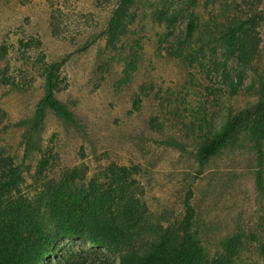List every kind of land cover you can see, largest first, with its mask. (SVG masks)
<instances>
[{"label":"rangeland","instance_id":"374dc122","mask_svg":"<svg viewBox=\"0 0 264 264\" xmlns=\"http://www.w3.org/2000/svg\"><path fill=\"white\" fill-rule=\"evenodd\" d=\"M113 3L0 0V75L13 85L0 86V156L21 164V189L30 194L58 178L87 182L113 167H129L150 220L162 227L179 219L183 192L190 189L194 228L207 255L214 256L226 238L240 235L242 263L264 264L257 257L264 243V161L263 187L258 188L256 165L247 154L226 150L200 168L193 145L182 136L195 113L205 111L219 124L223 98L208 95L203 78L189 77L184 65L168 55L185 20L159 27L149 7L170 9L176 0H136L125 35L111 46L102 32ZM261 44L256 67L264 70V27ZM42 61L59 65L56 97L74 122L45 113L38 143L46 164L37 172L35 160L21 162L20 136L44 96ZM226 64L233 69L234 57ZM251 78L247 71L244 84ZM72 243L81 245L75 239L60 245Z\"/></svg>","mask_w":264,"mask_h":264},{"label":"trees","instance_id":"16d2710c","mask_svg":"<svg viewBox=\"0 0 264 264\" xmlns=\"http://www.w3.org/2000/svg\"><path fill=\"white\" fill-rule=\"evenodd\" d=\"M113 1L102 32L111 46L125 35L126 18L136 0ZM172 4L159 11L149 7L159 27L185 20V29L168 55L184 65L189 77L201 76L208 95L223 98L219 124H213L205 111V115L195 113L182 136L193 145L200 168L226 150L247 154L256 165L255 184L262 188L264 70L256 64L261 58L264 0H176ZM55 12L50 11L53 30ZM230 57L236 61L233 69L226 64ZM42 63L44 96L20 136L21 162L35 160L37 172L46 164L38 143L45 113L64 123L74 122L72 112L56 97L59 65ZM247 71L252 74L249 85L244 84ZM0 86L13 85L0 75ZM236 101L244 104L233 106ZM169 144L182 149L176 141ZM20 173L21 164L14 157L0 156V264H243L240 235L226 238L214 256L207 255L194 228L190 189L183 192L179 219L162 227L150 220L129 167H113L87 182L82 177L58 178L33 194L21 189ZM63 239L81 245L61 246ZM257 251L264 262V243Z\"/></svg>","mask_w":264,"mask_h":264}]
</instances>
